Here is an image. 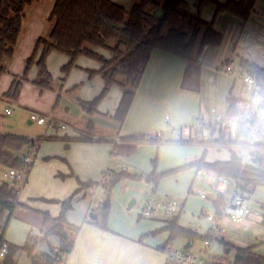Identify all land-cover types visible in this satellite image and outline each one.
I'll list each match as a JSON object with an SVG mask.
<instances>
[{
  "label": "crops",
  "instance_id": "obj_1",
  "mask_svg": "<svg viewBox=\"0 0 264 264\" xmlns=\"http://www.w3.org/2000/svg\"><path fill=\"white\" fill-rule=\"evenodd\" d=\"M184 3L185 0L181 8H183ZM211 3L212 5L204 2L202 4L203 7L198 11L201 13V18L206 21H211L215 16L216 5L213 4V2ZM54 4L55 0H44L39 8H51L52 11ZM153 12L157 15L164 14L162 8H155ZM172 14L174 13L167 15L165 25ZM176 15L178 16L179 14ZM183 19L184 20H176V26H171L168 30L186 22L184 17ZM257 19H264V0L256 1L254 12L245 23L249 26L253 21H257ZM224 21L231 24V33L233 26L235 27L238 24L242 27L243 24L242 20L237 16L227 11H222L214 18V28L222 34H226L227 32L224 27ZM42 28V21L34 18L25 36L19 38L15 52L8 61V69L0 78V97L9 89L14 75H23L25 73L27 59L34 51ZM214 48H217L216 54L209 56L210 50ZM95 50L106 57L112 56V53L108 49L95 48ZM221 51L222 47L219 48L218 46L207 45L200 55L199 62H196L160 49H155L152 52L140 87L136 92L131 109L122 126L113 118L123 95L124 90L122 87L114 85L107 93L104 100L99 104V112L93 115L86 113L82 108L72 111L67 105V101L64 100V104L66 103L64 106L65 112H59V114L64 113L63 117L60 119L61 115L56 116L53 111H50L52 102L57 100L58 95L56 96L51 90L40 89V87L36 86L31 81L34 80L38 74V66L36 63L33 64V68H31L28 75L29 81L24 82L19 100L16 101L17 104L25 110L33 109L34 111L39 108L38 110L42 109L44 112H49V116H51L49 118H51L52 121L47 125L49 126L48 129L51 128L53 131L45 132L44 136L76 137L85 132H91L93 137L88 140H74L70 142L62 139L52 140L44 138L40 142L38 150L35 152L34 163L28 173L27 181L23 182L19 189L18 206L5 232L7 241L14 246H23L28 237L33 235L37 238L35 252H53L54 249L58 248L60 239L56 234H49L45 237V233L51 227V223L48 225L43 223V215L41 212H48L53 217L58 216L62 208L61 201L72 196L75 191L81 187L80 181L88 182L99 180L103 170L107 167H111L118 171V169L121 170L123 165H126L129 172L132 173L150 174L153 172L154 169L150 167L149 160L154 156L155 146L153 143L156 142L140 144L133 154L121 157L112 154L114 148V143L112 141L114 139L117 140L122 136L134 134L163 131L164 135L163 138H161L162 141L160 140L157 144L168 142L172 145H176V143L173 142L176 138L170 126L188 124L192 122L197 115L201 114L211 116L214 112H227L230 107L231 99L240 97L242 83L239 79L236 66H234V70L230 72H227L223 68L225 65L223 60L225 52L221 55ZM56 53L63 56L61 64L64 65L69 61V56L67 54L61 51ZM219 53L221 56H219ZM51 54L52 52L48 56L49 70H51ZM85 57L89 56L81 55L78 57L74 67L68 72V79H71L74 75L77 78L79 77L84 83L85 92L78 98L79 103L80 100H91L97 96L104 86L102 73L99 72L102 66L101 62L92 57H89L92 60L89 58L86 59ZM242 57L264 68V54H241L238 58L239 63ZM228 59H226V61ZM232 61L234 60L232 59ZM91 71H94V73L91 74ZM7 114L11 115L13 111ZM167 115L170 116L169 121L166 119ZM61 122L63 124H60ZM90 122H93L95 126L91 131L88 130V124ZM29 123L31 124L33 122L29 120ZM59 129L63 131L60 132ZM100 138L103 139L101 140ZM67 145H69V147H67ZM204 146H206L204 153H207L208 146ZM26 147L29 150L30 147ZM217 148L221 150L223 145H217ZM263 148L264 147L260 149ZM164 149H168V147H161V152ZM165 152L168 151L165 150ZM26 154L27 153H24L22 155ZM229 154L227 158L214 156L209 159L205 157V160L208 162L217 160L227 161L230 159L231 151H229ZM259 157L263 158V154L260 152ZM200 158L193 159L192 161L182 159L178 161L180 164L177 163L178 165H176V155H173L171 160L162 161L157 172L159 174L166 173L174 170L176 167L179 168L186 165H181V162H190L189 164H192ZM140 167L144 172L138 170ZM2 168L3 175L8 167L3 166ZM187 168L196 169L195 167ZM56 174H62V177L58 178ZM4 180L6 179L3 176L0 182ZM137 181L139 180L124 178L114 186V190L110 197L111 208L108 219V230L102 229L94 222L98 217L96 219L91 217V215H98V203L88 198L90 194L86 191L87 187L81 189L74 195L72 208L68 211L67 218L71 224L79 226V229L75 232V247L64 264L130 263V259L125 256V252L116 254L114 245L117 240L120 243L131 242L132 239L138 238L139 235L146 234L144 230L147 229L138 228L140 220L143 217L142 212L139 214L138 218L136 216H131L128 217V220H125L119 217V211L123 212V208L133 197L138 198V196L141 195L138 198L142 203L141 209L145 199L148 198V195L142 194V188H136L130 183H136ZM149 183L153 184L152 182ZM158 184H160V182ZM119 188L123 194L120 193V190H118ZM135 190L138 191L140 195L135 193ZM117 191H119L120 194L117 193ZM202 199L206 200V198ZM136 200L133 199L129 207L133 206ZM119 207H122V209L119 210ZM206 211L202 209L203 213L201 216L205 218L209 226L203 232L190 225H186L182 222L180 223L205 234L210 227V223L204 215ZM148 218L160 222L161 224L157 223L156 228L161 226L160 229L167 231L168 236H166L167 239L160 236V238L157 236L148 239V242L153 245L155 252L152 253L149 260H147V256L145 257L147 260L146 264H163L166 258V247L173 244V242H171L166 247L162 248V246L167 243L170 236L169 229L165 227L167 224L165 220L173 217H168L164 214H156ZM136 220L137 222L139 221V223L135 224L136 228L133 231L132 224L136 222ZM120 221H123L124 225H121L119 223ZM230 223L234 222L226 220L228 227ZM152 227H154V225ZM182 238L187 239L186 237ZM188 241L185 247L192 245L195 240ZM156 249H162L163 251L158 252ZM225 250L228 254L229 252H227L226 246ZM11 263L31 264L32 256L28 251L20 248L13 254Z\"/></svg>",
  "mask_w": 264,
  "mask_h": 264
},
{
  "label": "trees",
  "instance_id": "obj_2",
  "mask_svg": "<svg viewBox=\"0 0 264 264\" xmlns=\"http://www.w3.org/2000/svg\"><path fill=\"white\" fill-rule=\"evenodd\" d=\"M33 0H0V78L8 69V61L12 58L18 44L24 20L26 18V5ZM204 1V0H200ZM216 5V15L222 11H228L240 18L244 23L254 12L257 0H209ZM184 0H140L130 8L115 2L114 0H55L49 20L52 28L48 37L40 36L36 42L33 53L27 59V66L23 75H14L9 89L2 95L10 101H18L23 84L28 80V70L33 64L38 66L37 78L33 83L42 89L52 88V73L48 68V56L54 50L61 51L69 56V61L63 65V71L68 73L81 55H86L99 60L102 64L99 72L102 73L104 86L101 92L91 100H80L81 108L88 114L99 112V104L114 85L123 88V95L113 118L122 126L131 109L136 92L140 87L152 52L160 49L177 55L187 60L199 62L200 55L207 45L219 46L223 41V34L214 28V19L206 21L199 15L189 14L181 8ZM162 8L163 15H157L153 10ZM176 13L189 21L190 31L183 26L172 27L166 33L163 32L167 15ZM105 48L111 53L106 57L95 50ZM231 59L227 60L229 64ZM240 66L259 79H264V68L256 63L241 58ZM94 71H91L93 74ZM58 94L55 106L59 103ZM234 105L235 99H231ZM94 123L88 124V130H93ZM148 133L122 136L120 140H113L112 154L121 157L133 154L138 145L147 142H160L161 139L148 137ZM93 137L91 132H85L80 136H39L31 139L14 133L0 132V166L19 168L24 165L25 155L18 151L24 147H33L38 150L40 142L46 139H62L67 142L74 140H88ZM247 132H243L237 142L226 143L230 147L231 156L227 161L217 160L208 162L205 156L196 162L177 169L195 167L223 174L239 188V190L251 195L259 185H264L263 158L257 157L258 165L243 164V161L235 151L236 146L245 142ZM101 140L103 138H100ZM117 141V142H116ZM162 141V140H161ZM175 143H181L174 140ZM184 143V142H182ZM187 143V142H186ZM189 143V142H188ZM194 144L222 145V140L207 141L199 140ZM69 147V145H67ZM34 163V162H33ZM33 163L30 167L33 166ZM156 165V164H155ZM167 173V172H166ZM166 173L159 174L153 170L150 174L132 173L129 170H120L111 180L109 187L113 188L124 178L145 179L157 185ZM27 181V179H26ZM81 187L67 199L61 201L62 208L58 216H52L48 212H41L43 223L51 227L46 231L56 234L60 244L53 252H35L37 238L30 235L23 246L10 244L8 264H12L13 254L21 249L29 252L32 256L31 264H64L73 251L76 243L75 232L79 226L71 224L67 218L68 211L72 208L74 195L81 189H85L93 181L82 182ZM19 192L10 180L0 182V223L4 220L7 211L6 229L10 223L15 209L18 206ZM110 195L101 201L98 208V218L94 221L104 230H108L110 214ZM182 213V212H181ZM181 213L173 218H168L166 228L170 236L166 244L173 242L178 237H186L188 240L203 239L207 234L184 226L180 223ZM226 249H235V255L231 264H264V255L257 252L254 246L240 247L230 244L223 239ZM229 251V252H230ZM64 256V257H63Z\"/></svg>",
  "mask_w": 264,
  "mask_h": 264
},
{
  "label": "rangeland",
  "instance_id": "obj_3",
  "mask_svg": "<svg viewBox=\"0 0 264 264\" xmlns=\"http://www.w3.org/2000/svg\"><path fill=\"white\" fill-rule=\"evenodd\" d=\"M43 1L44 0H33L32 2L27 3L26 9H25L26 18L24 20L23 29L20 35L21 38L25 36L34 18L40 19L42 21L43 28L39 36L48 37L49 32L51 31V28L53 25L52 22L49 20L51 8L49 9L45 7L39 8ZM114 1L124 5L127 8H130L135 2H138L140 0H114ZM158 1L163 2L164 0H158ZM204 2H207L208 4L212 5V3L209 0H204V1L185 0V3L182 9L189 14L199 15L200 17H202L201 13L198 11L201 10V8L203 7L202 4ZM193 11H196V12H193ZM215 17H216V11H215L214 18ZM176 20H184V19L182 15L180 14L178 16L175 13L172 14V16L168 18V22L166 23V25H164L163 32L165 33L168 30V28L171 26H176V23H177ZM185 20L186 22H183L179 25L180 26L183 25V28L190 31L191 27L189 25V21L186 18ZM224 27L227 32L226 34H223V37H224L223 41L218 47L219 48L222 47L221 55L225 52V55L223 57L224 64L226 65L227 63L226 59L228 58L231 59L229 64H231L232 66H236L237 73H239L240 71V63L238 61L239 55L241 54L247 55V53L248 54H257V53L264 54V19H257V21H253L252 24H250L249 26L246 25L245 23V26L243 28L237 24L235 27L233 26L232 33H231V28H230L231 24H229L227 21H224ZM56 52H58V50L53 51L51 54L52 57H50L51 58L50 59V64H51L50 71L52 73V81H51L52 88H45V89L51 90L52 92L56 94V96L58 94L61 95L59 103L55 106L56 101H53L50 107V111L51 112L53 111V113L56 116L61 115L60 116V119H61L64 113L59 114V112H65L64 106L66 103H68L67 105L70 107L72 111L74 109L75 110H79V108L81 109V105L79 103L78 98L80 97L81 94H84L85 86H84L83 81H81L79 77L77 78L73 75L71 79H68L69 74L63 71V64H61L63 56L61 54H57ZM216 52H217V48L210 50L209 56L215 55ZM221 55L219 53V56ZM85 58L88 59L89 57H85ZM232 59L234 61H232ZM32 66L28 70L27 75H29L31 68H33ZM26 81H29V78ZM31 81L33 83V80ZM35 85L40 87L37 84ZM83 86H84V89H83ZM40 89L42 88L40 87ZM104 98L102 100H104ZM64 100L67 101L65 104H64ZM8 107L11 108V110L13 111V114L11 115L7 114ZM38 109L34 110V112L44 114L48 117H51L49 116L50 115L49 112L45 111L46 112L45 113L44 110L42 109L38 110ZM31 111H33V109L25 110L24 108L20 107L16 101H10L9 99L5 97H0V132L1 133H14L17 135L27 136L31 139H35V138H38L39 136H44L45 132L53 131V129L51 130V128L48 129L49 126L47 124L41 125V124H38L37 122H33L30 124L29 120H31L30 119ZM166 117L170 118L169 115H167ZM60 124H63V123L61 122ZM59 131L61 132L63 130L59 129ZM56 140H61V139H56ZM119 140L120 138L117 139V141ZM153 145L155 146V152H154L153 158H151L152 160L150 159L149 162H150V167L156 170V172L158 171L159 166H161L162 161H166L169 159L171 160L173 155H176V165H178L177 164L179 163L178 161L182 159H188L189 161H192L193 159L200 158L202 156H205L206 158L209 159L214 156H217L220 158L221 157L227 158L230 155L229 154L230 149L227 145H223V148L221 150H218L217 145L215 146L209 145L207 153H204L206 146H204L203 144H192V143H186V142L182 143L181 142V143H176V145L175 144L172 145L166 142L164 144L163 143H159V144L153 143ZM161 147H168V149H164L161 152ZM26 149L27 151H29L28 148L26 147L18 151L19 154L22 155L24 153H28ZM165 150H167L168 152H165ZM259 152L263 154V162L261 166L264 169V148L260 149ZM189 163L190 162H187V163L181 162V165H184V164L188 165ZM2 167L3 166H0V180L3 179V175H2L3 168ZM176 168L174 170L168 171L165 175H163L162 180L159 181L160 184H158L157 186L154 183L150 184L144 179L143 180L136 179L139 181H137L136 183L135 182H130V183L131 185H134L136 188L137 187L142 188V194L148 195L147 197L160 198V199L167 198V199L177 200L178 202H180L183 205V211L179 219L180 222L186 225H190L191 227H194L198 229L199 231L203 232L209 226V224L207 223L205 218L201 216V214L203 213L202 209H204L205 211L212 210L213 201L211 199H206V200L202 199L197 194V191L203 190V191L209 192L211 190V186L209 185L208 182H206V179H203V178L201 179L195 176L196 169L184 168V169L176 170ZM138 170L140 172H144L141 169V167ZM118 171H120V169H118ZM103 172H102L101 178L93 182H100L103 177ZM61 177H62V174L61 175L59 174L58 178H61ZM130 179L132 180L133 178H130ZM231 189L233 190V186H231ZM113 190H114V187L111 188L110 193L99 190L95 196L88 195V198L95 203H99L100 201H104V199H106L107 196L110 195L111 197ZM118 190H120V193L123 194L120 188ZM117 193H119V191H117ZM135 193L140 195V193L136 190H135ZM140 196H138V198ZM138 198L133 197L131 200H129L127 205L123 208L124 211L123 212L119 211V217L125 220H128V217H131V216H136L138 218L139 214H141L142 212V209H141L142 203L140 199ZM133 199L135 200L137 199L136 203L133 204V206L129 207L132 204ZM251 199L253 200L251 209L259 210L261 213V216L258 218H255L256 221L244 220L237 224H235L236 222L230 223L229 227L226 224L227 226L225 227H226L227 232L225 236V241L229 242L230 244L237 245V246L252 245L258 252L264 254V185H259L256 188L254 193L251 194ZM121 209L122 207H119V210ZM226 220L229 221V219H226ZM119 223L121 225H124L123 221H120ZM137 223H139V221L137 222L136 220V222L132 224L133 231L136 228L135 224ZM157 223L161 224L160 222L154 221V219H150V218L143 216L142 219L140 220V224L138 225V228L147 229V230H144L146 234L139 235L138 238L132 239L131 242L120 243L117 240V242L114 245L116 254L125 252V256H127V258L130 259V263L128 264H146L147 260L151 258L152 253L155 252L153 245L150 242H148L149 241L148 239L151 237H157V236L165 237L167 239L166 236H168L167 231H163L164 229L163 230L160 229L161 226H158V228H156ZM153 225L154 227H152ZM150 229H153V230H150ZM188 242L189 241L187 239L180 237V238H176V240H173V245L185 247V245ZM187 248L193 253H196L198 255H203L205 251L204 240L197 239L192 243V245L188 246ZM156 251L161 252L163 250L156 249ZM211 253L213 256H216V257H222L225 255H228L232 259L233 256L235 255V249L230 251L227 254L224 243L215 242L211 246ZM146 256L148 257L147 260L145 258Z\"/></svg>",
  "mask_w": 264,
  "mask_h": 264
},
{
  "label": "built area",
  "instance_id": "obj_4",
  "mask_svg": "<svg viewBox=\"0 0 264 264\" xmlns=\"http://www.w3.org/2000/svg\"><path fill=\"white\" fill-rule=\"evenodd\" d=\"M223 68L227 72L234 70L231 64H226ZM239 79L242 83L241 95L235 99L234 105L230 104L227 112H214L211 116L197 115L188 124L170 126V128L176 140L181 142L222 140V145L237 142L243 132H247L245 142L232 147L235 148L244 165H258L259 149L264 147V79L257 78L241 66ZM11 111L8 107L7 113ZM30 119L42 125L52 121L48 116L34 111H31ZM166 119L169 121L168 117ZM148 134V137L153 139H161L164 135L163 131ZM35 152V148L30 147L25 155L23 166L7 168L3 173L5 179L10 180L18 192L21 184L27 179L30 165L34 162ZM121 170H128V168L123 165ZM117 172L111 167L105 168L101 181L90 184L86 191L92 196H95L99 190L110 193V180ZM196 177L206 179L211 186L209 192L202 190L197 191V194L213 201L212 210L204 214L210 223L206 232L207 236L204 238V254L198 255L187 247L170 244L166 247V258L163 264H231L232 259L228 255L216 257L211 253L213 243L225 239L226 219L234 223L244 220L256 221L255 218L260 217L261 213L259 210L251 209L253 203L251 195L239 190L227 176L210 170L197 169ZM100 205L101 201L97 205L98 208ZM182 211L183 205L177 200L148 197L143 203L142 216L148 218L156 214H164L175 217ZM9 213L7 211L4 220L0 223V264H8L11 252L10 243L5 238L6 219Z\"/></svg>",
  "mask_w": 264,
  "mask_h": 264
},
{
  "label": "water",
  "instance_id": "obj_5",
  "mask_svg": "<svg viewBox=\"0 0 264 264\" xmlns=\"http://www.w3.org/2000/svg\"><path fill=\"white\" fill-rule=\"evenodd\" d=\"M91 217L93 218V219H96L97 217H98V215L97 214H95V215H91ZM230 250L229 249H227V252H229Z\"/></svg>",
  "mask_w": 264,
  "mask_h": 264
}]
</instances>
